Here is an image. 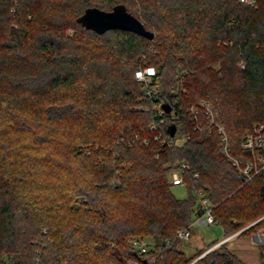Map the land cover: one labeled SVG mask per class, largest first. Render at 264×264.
Returning a JSON list of instances; mask_svg holds the SVG:
<instances>
[{
	"label": "trees",
	"instance_id": "1",
	"mask_svg": "<svg viewBox=\"0 0 264 264\" xmlns=\"http://www.w3.org/2000/svg\"><path fill=\"white\" fill-rule=\"evenodd\" d=\"M128 1L0 0V264H191L175 236L199 197L225 236L264 214V172L245 182L220 134L186 113L210 101L230 154L249 155L244 135L264 126V0ZM117 5L153 39L79 21ZM145 66L151 93L135 79ZM176 161L190 166L183 198L167 181ZM139 236L155 249L128 241ZM192 264L247 263L223 242Z\"/></svg>",
	"mask_w": 264,
	"mask_h": 264
},
{
	"label": "built area",
	"instance_id": "2",
	"mask_svg": "<svg viewBox=\"0 0 264 264\" xmlns=\"http://www.w3.org/2000/svg\"><path fill=\"white\" fill-rule=\"evenodd\" d=\"M243 3H249L252 5L254 0H240ZM156 74V69L153 66L140 67L135 72V79L141 82L148 93L154 92L156 90V85L152 83L153 77ZM174 91V89H172ZM147 109V108H146ZM162 111H159L161 115ZM187 117L191 121L193 128L197 131H212L215 129L221 136L222 151L226 155L227 159L232 162L233 165L237 168L238 172L244 175L245 182L250 180L257 173L264 172V126L262 124H255L251 132L246 133L241 141V146L243 149L249 152L247 156H233L229 152L228 146V136L225 130L224 125L219 121L218 110L215 106L208 100L200 99L187 107L186 110ZM161 122L163 119L160 120ZM137 136V135H136ZM188 135L176 136L173 139L167 137H162L161 134H157L155 139L162 140L163 143H174L178 145L189 139ZM146 143V140L144 141ZM169 169L168 180L170 185H180L184 183V174L189 170V163L186 161H176L173 164H167ZM195 177H198V174H194ZM198 195V194H196ZM199 196V195H198ZM198 204L202 208V214L194 218L189 224L184 228L179 229L176 232V238L179 241H185L190 236L191 228L195 224H213L216 223L214 215L212 213L213 206L208 199L199 197ZM258 222H263L264 224V214L255 219L254 221L248 223L237 231H234L227 235L223 240L218 241L216 246L226 242L231 237L241 234L242 231L249 228L252 225H255ZM255 232L264 235V225L262 227H257ZM130 243L140 251H146V244L139 238L130 239Z\"/></svg>",
	"mask_w": 264,
	"mask_h": 264
},
{
	"label": "rangeland",
	"instance_id": "3",
	"mask_svg": "<svg viewBox=\"0 0 264 264\" xmlns=\"http://www.w3.org/2000/svg\"><path fill=\"white\" fill-rule=\"evenodd\" d=\"M131 1L132 0L128 1L129 6H130V4H131L132 7H135V6L138 7L139 6L138 3L132 4ZM104 9L107 10V9H110V7L106 6ZM14 27H17V25L15 24ZM67 32L69 34H72L75 31H74V29L70 28V29H68ZM156 88H157V85H156ZM143 110L147 111V109L145 107H143ZM131 137H132V139H130V142H133L134 139L138 138L136 135L131 136ZM180 142L181 141L179 140L178 144H180ZM240 156H242V155H240ZM168 175H169V172L167 174V177H168ZM167 181L169 183V180H167ZM171 189H172V192L174 193V195L179 197V198H183V197H185L187 195L186 188H185V186L183 184L172 185ZM194 228L193 227L191 228L190 236H189V238L187 240L180 241V243H178V247H179L180 250H182L184 252V255H186L188 257H194L193 260H192V263H193V261H196V259H198L201 256H203L205 253H207L208 251H210L211 249L216 247V246H214L216 243L215 244L211 243L212 245H210V244L206 245L205 243H208L210 241H213V240H216V239L220 238L222 236V233H223V229L221 228V226H219V225H217L215 223H213V224H198L197 226H194ZM253 232H255V231H253ZM253 232H251V233H253ZM250 234H247V235H250ZM134 238H139L140 240L145 242L146 251L148 249H155L154 248V244L155 243L152 240V238L140 237V236L139 237H134ZM128 241H130V240H128ZM261 245L262 246H260V249L258 250L259 264H261V259H262V257H264V243H262ZM227 247H228V245H227ZM131 264H136V263H131Z\"/></svg>",
	"mask_w": 264,
	"mask_h": 264
},
{
	"label": "water",
	"instance_id": "4",
	"mask_svg": "<svg viewBox=\"0 0 264 264\" xmlns=\"http://www.w3.org/2000/svg\"><path fill=\"white\" fill-rule=\"evenodd\" d=\"M79 21L99 34L108 30L118 29L129 31L148 39H153L154 37V33L147 29L140 19L128 12L123 5H117L112 10L88 7L79 18ZM166 111H169V109H166ZM170 133L171 136L174 135L175 127H172Z\"/></svg>",
	"mask_w": 264,
	"mask_h": 264
},
{
	"label": "crops",
	"instance_id": "5",
	"mask_svg": "<svg viewBox=\"0 0 264 264\" xmlns=\"http://www.w3.org/2000/svg\"><path fill=\"white\" fill-rule=\"evenodd\" d=\"M197 225L198 224H195L194 226ZM225 237L227 236L222 233V236L216 240L221 241ZM226 242L230 250L236 253L247 264H259L258 250L260 249V246H262L261 244L264 243V235L255 232L250 235L239 234L231 237Z\"/></svg>",
	"mask_w": 264,
	"mask_h": 264
}]
</instances>
